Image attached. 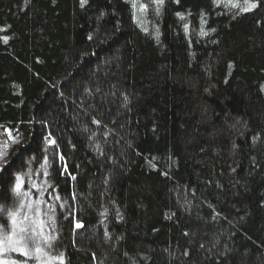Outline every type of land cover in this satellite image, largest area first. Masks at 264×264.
<instances>
[{
    "label": "trees",
    "instance_id": "16d2710c",
    "mask_svg": "<svg viewBox=\"0 0 264 264\" xmlns=\"http://www.w3.org/2000/svg\"><path fill=\"white\" fill-rule=\"evenodd\" d=\"M250 2L0 0V130L17 139L0 206L17 205V174L49 187L50 258L264 264V0Z\"/></svg>",
    "mask_w": 264,
    "mask_h": 264
},
{
    "label": "rangeland",
    "instance_id": "374dc122",
    "mask_svg": "<svg viewBox=\"0 0 264 264\" xmlns=\"http://www.w3.org/2000/svg\"><path fill=\"white\" fill-rule=\"evenodd\" d=\"M15 141V142H14ZM17 139L12 136V134L7 130H0V149L6 152V155L0 158L1 163L6 160L8 154L16 143ZM7 145V147H5ZM48 186H40L35 191L24 190V184L22 191L27 192V196H16L17 205L11 208L12 211L18 212L17 220L22 227L31 226L33 229L32 240H25L23 244L19 245L20 247H28L34 250L36 247H41L43 252L40 255V259H25L22 255L19 254V258H15L13 253H17L14 251H5L2 255H0V259L7 261H16L17 264H57V259L50 258L48 252L50 251L48 248V243H44V239L47 237V233L51 230V220L49 219L51 213L53 212V208H51L49 203L44 202L45 192L48 189ZM40 201V203H36ZM21 203L23 207H21ZM31 205V206H29ZM4 207L7 211L0 214V223L1 219H7V226L3 229L0 226V239H3L6 235L12 232L11 224L9 219L7 218L10 209ZM29 217V221H25L23 216ZM5 217V218H4ZM43 222V224H41ZM18 231V229H17ZM34 254V253H33Z\"/></svg>",
    "mask_w": 264,
    "mask_h": 264
},
{
    "label": "snow or ice",
    "instance_id": "6c2138e0",
    "mask_svg": "<svg viewBox=\"0 0 264 264\" xmlns=\"http://www.w3.org/2000/svg\"><path fill=\"white\" fill-rule=\"evenodd\" d=\"M87 2V0H81V7L84 6V4ZM215 2L219 3L220 0H215ZM247 2V0H246ZM156 3L158 5H163L164 0H156ZM235 6V5H234ZM133 7H135V4H133ZM143 7V6H142ZM257 7V4L255 0H251L248 7L242 8V11H250L252 8ZM159 11V9H157ZM181 15V14H178ZM181 19H183V16L181 15ZM188 29V26L185 25V30ZM2 30V29H0ZM147 31V29H145ZM201 36H206L207 32L201 30L200 32ZM91 38V37H90ZM156 38L159 39V33H156ZM3 40L5 43H7L8 37H3ZM94 123H100L99 121H94ZM50 135V134H49ZM45 140L49 145H55L56 141L54 139H50L49 137H45ZM15 142V141H14ZM7 147V145H5ZM6 155V152L0 149V158ZM60 159H63V156H60ZM47 164V157H45V165ZM44 167V165H42ZM0 169H2V166H0ZM44 175L47 176V171L44 172ZM75 179V177H73ZM33 187H36V185H33ZM23 189V180L21 174L16 175V183L13 186V192L16 193L19 196H27L28 193L22 191ZM55 199L59 200L60 197L56 196ZM37 204L40 203V201L36 202ZM31 206V205H29ZM21 207H23V204H21ZM7 211L2 206H0V214ZM18 212L16 211H9L7 218L10 221L12 232L8 235H6L3 239H0V255H2L5 251H14L25 257V259H40V255L42 254L43 250L41 247H36L34 250L28 248V247H20L19 245L23 244L25 240H32L34 238L33 236V229L29 225L27 227L20 226L18 220H17ZM50 220H52V228L55 227V219L54 216L49 217ZM25 221H29V217L26 215L24 216ZM43 224V222H41ZM76 229L83 228V225L80 223L75 224ZM18 229V231H17ZM107 235V233H106ZM51 239H55V237H46L44 239V243L47 244ZM34 253V254H33ZM185 255H187V252H185ZM55 259L60 261V264H63V253L60 254L59 257H56ZM0 264H17L16 261H7L0 259Z\"/></svg>",
    "mask_w": 264,
    "mask_h": 264
}]
</instances>
